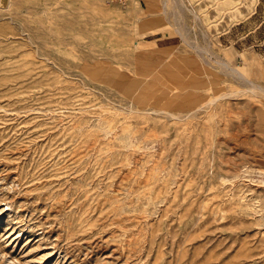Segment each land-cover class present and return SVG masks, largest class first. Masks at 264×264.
<instances>
[{"label":"rangeland","instance_id":"1","mask_svg":"<svg viewBox=\"0 0 264 264\" xmlns=\"http://www.w3.org/2000/svg\"><path fill=\"white\" fill-rule=\"evenodd\" d=\"M0 264H264V0H0Z\"/></svg>","mask_w":264,"mask_h":264},{"label":"bare ground","instance_id":"2","mask_svg":"<svg viewBox=\"0 0 264 264\" xmlns=\"http://www.w3.org/2000/svg\"><path fill=\"white\" fill-rule=\"evenodd\" d=\"M219 97V96H218Z\"/></svg>","mask_w":264,"mask_h":264}]
</instances>
